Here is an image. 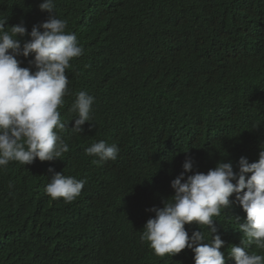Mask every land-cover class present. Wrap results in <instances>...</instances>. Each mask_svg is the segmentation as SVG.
Here are the masks:
<instances>
[{
    "label": "trees",
    "instance_id": "1",
    "mask_svg": "<svg viewBox=\"0 0 264 264\" xmlns=\"http://www.w3.org/2000/svg\"><path fill=\"white\" fill-rule=\"evenodd\" d=\"M43 0H0L6 27L30 33L47 20ZM83 55L66 70L61 118L75 93L95 97L91 124L61 133L69 152L0 169V264H194L185 248L160 258L143 227L174 195L171 181L191 158L193 171L218 162L238 171L241 157L264 147V0H54ZM26 35L24 39H28ZM30 67L33 57H17ZM34 70V69H33ZM100 140L119 148L115 161L93 163L85 149ZM53 169L86 180L72 203L45 193ZM235 183V181H233ZM11 185V186H10ZM234 200V196L231 198ZM238 203L215 221L227 254L242 233ZM189 236L204 231L185 225ZM206 242V241H205ZM251 251L259 250L254 247ZM226 264H235L226 259Z\"/></svg>",
    "mask_w": 264,
    "mask_h": 264
},
{
    "label": "clouds",
    "instance_id": "2",
    "mask_svg": "<svg viewBox=\"0 0 264 264\" xmlns=\"http://www.w3.org/2000/svg\"><path fill=\"white\" fill-rule=\"evenodd\" d=\"M39 9L48 18L30 33L22 21L6 27L8 18L0 19V169L10 162L25 166L37 159L62 160L70 150L61 136L69 123L73 122L71 131L80 134L86 122L91 124L95 97L83 90L74 94L69 108L73 118H61L59 109L72 94L66 70L70 61L83 55V48L76 34L66 31L67 21L55 16L54 0H43ZM20 56L33 57L30 67H21ZM85 152L97 158L93 163L102 164L115 161L119 148L100 140ZM236 167L238 171L231 162H218L207 173L186 175L193 171L191 158H186L183 171L171 181L174 195L163 201V207L148 210L155 215L145 223L141 242L160 258L188 248L194 253V264H226V259L235 264H264V147L257 161L241 157ZM49 171L52 175L45 193L52 200L72 203L81 195L86 180ZM233 203L241 206L246 217L242 222L235 218L236 230L242 233L240 244L225 254L221 251L225 241L217 234L215 221ZM192 223L204 231L189 236L185 225ZM253 247L259 254L250 250Z\"/></svg>",
    "mask_w": 264,
    "mask_h": 264
}]
</instances>
